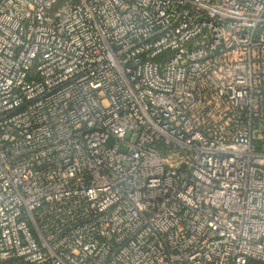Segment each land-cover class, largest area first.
<instances>
[{
    "label": "built area",
    "instance_id": "obj_1",
    "mask_svg": "<svg viewBox=\"0 0 264 264\" xmlns=\"http://www.w3.org/2000/svg\"><path fill=\"white\" fill-rule=\"evenodd\" d=\"M263 145L264 0H0V264L264 263Z\"/></svg>",
    "mask_w": 264,
    "mask_h": 264
},
{
    "label": "trees",
    "instance_id": "obj_2",
    "mask_svg": "<svg viewBox=\"0 0 264 264\" xmlns=\"http://www.w3.org/2000/svg\"><path fill=\"white\" fill-rule=\"evenodd\" d=\"M247 264H264V263L257 262V261H254V260H249V261L247 262Z\"/></svg>",
    "mask_w": 264,
    "mask_h": 264
},
{
    "label": "rangeland",
    "instance_id": "obj_3",
    "mask_svg": "<svg viewBox=\"0 0 264 264\" xmlns=\"http://www.w3.org/2000/svg\"><path fill=\"white\" fill-rule=\"evenodd\" d=\"M127 138V137H126ZM262 150L264 151V145H263V147H262Z\"/></svg>",
    "mask_w": 264,
    "mask_h": 264
}]
</instances>
